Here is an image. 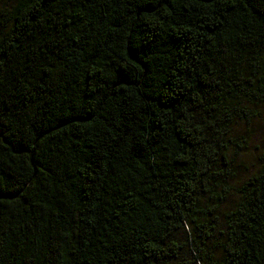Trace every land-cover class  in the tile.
I'll return each mask as SVG.
<instances>
[{"label":"trees","instance_id":"trees-1","mask_svg":"<svg viewBox=\"0 0 264 264\" xmlns=\"http://www.w3.org/2000/svg\"><path fill=\"white\" fill-rule=\"evenodd\" d=\"M264 0L0 6V264H264Z\"/></svg>","mask_w":264,"mask_h":264},{"label":"rangeland","instance_id":"rangeland-1","mask_svg":"<svg viewBox=\"0 0 264 264\" xmlns=\"http://www.w3.org/2000/svg\"><path fill=\"white\" fill-rule=\"evenodd\" d=\"M6 0H0V6L4 5ZM237 133L244 134L246 144L243 151L240 153L237 162L243 165L242 168L252 169V164L255 158L264 153V107L259 111V116L251 125L246 128L237 126Z\"/></svg>","mask_w":264,"mask_h":264}]
</instances>
